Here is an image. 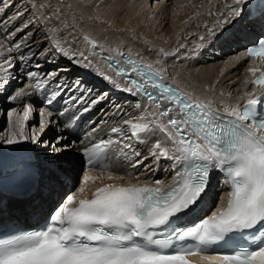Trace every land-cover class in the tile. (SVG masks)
Masks as SVG:
<instances>
[{
  "label": "snow or ice",
  "instance_id": "1",
  "mask_svg": "<svg viewBox=\"0 0 264 264\" xmlns=\"http://www.w3.org/2000/svg\"><path fill=\"white\" fill-rule=\"evenodd\" d=\"M213 3L209 0V5ZM243 5L246 0H233L227 5L228 13H217V25L230 23L232 17L242 18ZM207 14H212L210 9ZM209 30L215 34V29ZM51 32L57 52L69 59L77 57L56 38L55 29ZM83 39L92 49L104 51L103 45L88 34ZM116 51L124 57V63L108 55L109 68L128 81L130 86L125 91L146 96L153 110L125 120L126 128L114 127L111 131L122 140L138 143L157 132L163 134L147 156L128 166L136 169L152 157L154 161L170 160L172 168L179 170L167 184L159 179L127 186L102 182L92 190L88 182L104 178L92 176L85 169L77 190L54 203L36 226L14 232L0 230V264H264V70L249 68L254 79L245 83L253 84V92H246L234 104L221 101V111L213 101L167 83L153 63ZM172 54L164 48L157 51L158 56ZM78 55L83 59H74L75 63L91 66V61L84 63L87 57L83 52ZM248 55L264 58V40L249 48ZM161 62L158 59L155 64ZM100 75L115 83L104 73ZM255 87L261 92L256 93ZM103 98L97 97L91 103L97 104ZM30 111L25 107L22 117L17 114V130L0 143L11 146L36 141L35 133L28 136L24 132ZM8 115L11 119L13 112ZM118 142L101 139L85 148L87 159L83 163L87 168L107 171L108 181L122 179L113 175L105 162L107 152ZM68 147L54 148L53 153H63ZM123 148L132 156L140 155L130 143ZM121 151L131 161L128 152ZM144 167L151 170L147 164ZM216 171L225 174L230 191L226 203L203 215L212 198Z\"/></svg>",
  "mask_w": 264,
  "mask_h": 264
},
{
  "label": "bare ground",
  "instance_id": "2",
  "mask_svg": "<svg viewBox=\"0 0 264 264\" xmlns=\"http://www.w3.org/2000/svg\"><path fill=\"white\" fill-rule=\"evenodd\" d=\"M13 1L7 0L0 7L5 8V4L11 7ZM22 1L23 6L19 8L16 16L27 9L29 11L33 9L31 17H29L30 14L27 15L30 27L24 32V38H28L33 33L34 37L25 44L24 42H17L18 48L16 47L17 44L13 45L12 56H16V53H18L17 55H20L19 59H21L25 54V59L21 60L29 62L34 59L35 51H40L39 54L41 53L43 57L35 59L34 69L38 70L42 76L40 85L42 86V91L46 93L48 102L55 105L62 113L65 112L63 115H67L66 113L69 109L74 111L86 105H93L91 101L97 98L98 93H102L101 95L104 96L110 95L108 98L110 99L109 103L107 102L108 108L100 112L103 119L110 118L114 110L119 108L117 115L120 118L113 121H119L117 127L124 126V121L127 119L139 117L143 113L138 108L139 105L144 106L145 110H153L148 99L141 97V101L138 102L127 97L129 94L135 95L134 93L123 91L122 97L110 90L112 88L111 84L124 87V89L129 87V85L126 84L123 78L116 76L112 68H109L107 61L104 60L103 52L109 49L113 50L111 51L112 54H117L116 50L134 54L139 59L143 58L142 62L153 63L160 70L168 68L169 73L172 75L171 80L178 86L183 87L188 93L213 101L214 105L222 111L223 104H221V101L234 104L237 98L243 97L246 92H253L254 90L251 83H247V85L245 83L250 81L248 69L252 64V59H246L242 49L244 44L250 41L256 27H259L260 23L250 21L248 15L244 13L242 18L232 17L231 22L226 27L225 25H217L219 18L214 14L215 11L228 13L229 8L227 5L233 3V0H214L212 5H209V0H193L192 3L190 0H93L92 2L91 0H54L56 6L60 7V13L63 16L55 8H52L49 0H37L38 9L33 7L36 0ZM171 4L179 8L180 11L175 14L172 13L171 10L174 9ZM201 4L204 7H200ZM209 9L212 13L211 15L207 14ZM197 13H200V15H197ZM189 14L192 15L191 19ZM57 16L59 19L56 18ZM24 23L20 24L21 26L18 25L19 28L17 30ZM205 25L208 27L206 28ZM70 26L73 28L71 29ZM210 26L221 27L222 30H218L216 37H212L208 33ZM39 29H43V34H39L41 31L36 33V30ZM53 29L56 30V38L61 40L65 49H70L71 52L77 53V57L74 59H83V57L78 55L83 52L84 56L87 57L84 63L87 64L91 61V66L83 67L75 63L74 59H69L57 52L53 48L50 39L52 37L51 30ZM189 33L194 36L191 41H188ZM84 34L96 39L103 45L104 51L99 48L92 49L84 41ZM206 34L210 35L209 39L200 42L198 37ZM215 39H217L216 45L213 43ZM180 44H184L185 47L181 48ZM205 47L207 51L210 50V53L212 52V56L209 53L208 56L203 57L204 59L202 57V59H197V55ZM159 48H164L165 51L174 54L167 57L158 56L157 51ZM177 48H179L178 52L176 51ZM46 52L49 54H46ZM48 58L54 59L57 63L54 64ZM158 59L162 62L155 64ZM63 69L64 71H62ZM1 70L0 82L3 81L2 75L8 72L12 75L11 78H15L14 69H10L7 73H5V68L2 67ZM50 73L54 75L50 76ZM100 73L111 77L115 83L105 79ZM14 83H16L15 80L12 85ZM10 84L11 82L9 81L4 88L0 87V89H4V91H0V99L4 97L3 93L11 90ZM221 93L224 95H221ZM229 93H231V96H228ZM93 94L96 97H93ZM104 100L107 99L104 98ZM37 103L38 106H33L29 102L25 103L22 100H16L14 103L3 105L1 112L5 111L8 121L6 129L2 130L1 135L6 139L10 132L16 131L17 114L22 117L25 107H29L31 111L28 120L25 121L24 132L28 136H32L35 133L37 137L34 145L36 151L43 152L45 146L41 136L44 131L51 129L52 122L53 126H55L54 134H57V129L61 128L57 127L56 122L59 116L55 115L54 110H48L47 115L43 113L42 121L38 119L37 115L40 114L38 112L42 109L39 108L40 101ZM9 112H13L11 119L8 115ZM51 115L52 120H54L52 122L50 121ZM41 122L43 132H41V127H39ZM124 127L126 128V126ZM39 136L40 140H38ZM162 138L163 134L157 132L155 136L150 137L144 143H138L134 139L123 140L122 146L125 143H130L136 152L145 153L143 155L147 156L155 141ZM24 144L27 143H23L20 146ZM61 144L63 143L56 145L62 147ZM0 146L6 150H14L16 147H20L3 143ZM35 156H37L36 152L32 154V159ZM136 157L131 156V161L136 159ZM74 158L75 156L71 154L56 153L50 155V157L46 155L43 160L38 161L41 179L37 190L23 199L9 198L6 205L0 207V222L5 219L16 220L17 222H27L28 226H30L34 218L46 215L47 210L52 206L54 198L56 196L63 197L69 182H75L73 178L76 168L71 165V163H75ZM78 159L77 157V161ZM131 161L126 158L123 162L126 165H121L117 164V159H114L113 175L122 177V179L108 181L106 179L107 173L96 172L90 175L103 177V181L101 179L90 180L88 187L94 190L95 187L101 186L102 182L127 184L136 182V179L146 180L151 178L152 173L147 174L141 166L136 169L130 168L128 165ZM161 161L165 160H152V163L161 165ZM162 165L167 168L168 173L165 176L168 177L172 161L167 160ZM222 190L224 191V189Z\"/></svg>",
  "mask_w": 264,
  "mask_h": 264
},
{
  "label": "rangeland",
  "instance_id": "3",
  "mask_svg": "<svg viewBox=\"0 0 264 264\" xmlns=\"http://www.w3.org/2000/svg\"><path fill=\"white\" fill-rule=\"evenodd\" d=\"M7 0H0V6H2L3 5V2H6ZM66 1V0H65ZM93 0H91V2H92ZM192 1L193 0H190V2L192 3ZM49 3L51 4V6H52V8H55L56 9V11L59 13V14H61L60 13V7H57L56 6V2L54 1V0H49ZM17 5V6H16ZM16 6V7H15ZM23 6V1L22 0H14L13 1V3H12V5H11V7H10V5H8L7 7H5L4 8V11L3 12H0V45H2V46H0V70H1V68L3 67V68H5V73H7L10 69H13V66H14V64L12 63L13 61H12V53H13V51H12V46L13 45H16L17 44V42H19V43H28V41H30L34 36V33L31 35V36H29L28 38H24V36H25V34H24V32L30 27L29 25H30V23H28V19H29V17H31V14H33V9H31L29 12L27 11V10H25L24 12H21V14L20 15H18V16H16L18 13H17V11L19 10V8L20 7H22ZM33 7H35V8H39V4H38V1L36 0L35 2H34V4H33ZM171 7H173V9L174 10H171V12L172 13H178L180 10H179V8H177L176 6H173L172 4H171ZM175 7V8H174ZM17 8V9H16ZM34 8V9H35ZM8 9V10H7ZM27 11V12H26ZM31 12V13H30ZM28 14H30L29 15V17L27 16ZM190 15V14H189ZM61 16H63L62 14H61ZM189 17H192V15H190ZM19 19V20H18ZM193 20V19H192ZM26 21H27V23H26ZM25 22V23H24ZM22 23H24V25L25 24H27L28 25V27H24V25H22V27L20 28V29H23V31H18L17 30V28H19L18 27V25L19 26H21L20 24H22ZM5 26H8V27H6L5 28ZM1 27H4V28H1ZM210 27H212V26H210ZM214 27V26H213ZM45 28H47L46 26H45ZM70 28L72 29L73 27L72 26H70ZM43 29H39V30H36V33L39 31H41V33H39V34H43L42 31ZM47 30H48V28H47ZM14 33V35H12ZM208 33H211L210 31L208 32ZM31 37V38H30ZM188 37H189V40L188 41H191V40H193L192 38L194 37L193 35H191V33H189L188 34ZM200 37H204V39L203 40H200ZM200 37H198V40L200 41V42H203V41H207L208 39H209V37H210V35L209 34H206V35H201ZM207 37V38H206ZM206 38V39H205ZM193 46H194V44H192ZM192 46V47H193ZM193 48H195V47H193ZM9 49H10V51H9ZM53 49V48H52ZM26 52V51H25ZM39 50H38V52H36L35 51V53H37L36 54V57H43V56H41V53L39 54ZM186 52V51H185ZM209 53H210V50L209 51H207V49H206V47L203 49V50H201L200 52H199V55H197V59H202L203 57H205V56H208L209 55ZM18 54V53H17ZM46 54H49L48 52H46ZM212 54V52L210 53V55ZM26 55H28L27 53H26ZM187 55V54H186ZM20 56V55H19ZM212 56V55H211ZM25 54L22 56V58L21 59H25ZM49 57V56H48ZM202 57V58H201ZM54 58V57H53ZM204 59V58H203ZM48 60L49 61H53V63L54 64H56L57 62H55V60L54 59H51V58H48ZM24 63H26V64H28V65H32L31 63H28L27 61H24ZM48 68V67H47ZM46 68V69H47ZM2 71V70H1ZM49 71V70H48ZM47 71V72H48ZM3 76V81H1L0 82V87H5L6 86V84L10 81L11 82V84H12V82L14 81V80H16L15 78H11L12 77V75H10V73L8 72L7 74H4V75H2ZM14 77V76H13ZM10 78V79H9ZM18 82V81H17ZM3 88H1L0 89V91H4V89ZM102 89V88H101ZM9 92V91H8ZM8 92H6V93H3L4 94V97H6L5 95H7V93ZM100 92V91H99ZM109 100L110 99H107V102L109 103ZM0 142H2L3 140H4V138L2 137V130H5L6 129V127H7V121H8V118L6 117V115H5V111L4 112H1V110H0ZM40 115V114H39ZM50 121L52 122V121H54V120H52V115H51V119H50ZM41 124H42V122L41 123H39V127H41ZM54 124H53V122H52V127H51V129H49V130H47V131H44V133H46L47 134V132H49V135L50 134H52V136H53V134H54V128H55V126H53ZM37 129V128H36ZM52 131H53V133H52ZM43 133V136H45L46 134H44ZM49 135H48V137H49ZM51 137V136H50ZM47 140V139H46ZM45 140V141H46ZM36 142V141H35ZM35 142H33V141H25L24 143H27V144H29V145H31L32 146V148H31V152H32V154L33 153H35L36 152V154H37V156H35V158H33L32 160L34 161V160H36V162L38 163V161H40V160H43L44 159V157H46V155L47 156H49L50 157V155H52V154H54L53 153V150H49V149H47V147H46V145H45V143L46 142H44V146H45V148H44V150H43V152H37L36 151V147L34 146L35 145ZM1 144V143H0ZM67 143H63V144H61L62 146H64V145H66ZM68 145V144H67ZM17 146H20V145H17ZM17 148H19V147H16L15 149H17ZM57 148H58V146H57ZM8 151H12V150H8ZM31 154V155H32ZM65 154H71V155H74L75 156V162H77V157L79 158V156L77 155V153L76 152H74V151H68V152H65ZM143 154H145V153H143ZM38 157V158H37ZM41 157V158H40ZM150 159H148V161H146V163H144V164H147V165H149L151 168H153L154 166H156L155 165V163H152V160H153V158L152 157H149ZM73 161V162H74ZM151 161V162H150ZM142 169L143 170H145L146 171V173L148 174V170L147 169H145V167H142ZM150 173H152L153 174V172H150ZM74 180H75V176H74V178H73ZM75 183V182H74Z\"/></svg>",
  "mask_w": 264,
  "mask_h": 264
}]
</instances>
